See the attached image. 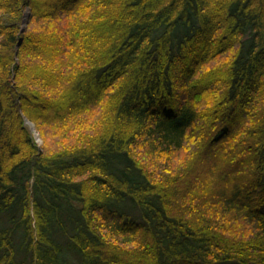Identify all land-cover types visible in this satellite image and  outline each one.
Wrapping results in <instances>:
<instances>
[{
  "label": "trees",
  "instance_id": "16d2710c",
  "mask_svg": "<svg viewBox=\"0 0 264 264\" xmlns=\"http://www.w3.org/2000/svg\"><path fill=\"white\" fill-rule=\"evenodd\" d=\"M0 264H264V0H0Z\"/></svg>",
  "mask_w": 264,
  "mask_h": 264
},
{
  "label": "rangeland",
  "instance_id": "374dc122",
  "mask_svg": "<svg viewBox=\"0 0 264 264\" xmlns=\"http://www.w3.org/2000/svg\"><path fill=\"white\" fill-rule=\"evenodd\" d=\"M26 10L29 11L28 8H27ZM27 20H28L27 18H26V20H24V24H25V25H26V23H27ZM29 121H30V120H29ZM30 122H31L32 125H31L30 123H27V125H28L30 131H32V133L34 134V137H35L36 142H37L38 144H41V143H42V138H41V136H40V133H39L38 129L36 128L35 123L32 122V121H30Z\"/></svg>",
  "mask_w": 264,
  "mask_h": 264
},
{
  "label": "water",
  "instance_id": "95a60500",
  "mask_svg": "<svg viewBox=\"0 0 264 264\" xmlns=\"http://www.w3.org/2000/svg\"><path fill=\"white\" fill-rule=\"evenodd\" d=\"M25 20H26V18H25ZM27 123H30V124H31V122H30L28 119H26V124H27ZM31 125H32V124H31Z\"/></svg>",
  "mask_w": 264,
  "mask_h": 264
}]
</instances>
